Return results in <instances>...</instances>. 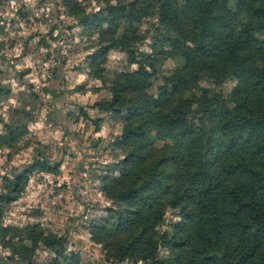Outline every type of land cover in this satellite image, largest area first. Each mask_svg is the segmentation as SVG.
<instances>
[{
	"label": "trees",
	"instance_id": "1",
	"mask_svg": "<svg viewBox=\"0 0 264 264\" xmlns=\"http://www.w3.org/2000/svg\"><path fill=\"white\" fill-rule=\"evenodd\" d=\"M3 152L0 264H264V0H0Z\"/></svg>",
	"mask_w": 264,
	"mask_h": 264
},
{
	"label": "rangeland",
	"instance_id": "2",
	"mask_svg": "<svg viewBox=\"0 0 264 264\" xmlns=\"http://www.w3.org/2000/svg\"><path fill=\"white\" fill-rule=\"evenodd\" d=\"M38 7V6H37ZM37 10H39L38 14L40 15V18L44 16L45 12L44 9H40L38 8ZM42 28L45 29L46 27L44 26V24L42 25ZM31 57H33V54L31 55ZM124 58L122 57V55L120 53L116 54H112V56L109 57L110 60V64H115L116 65L121 61V59ZM29 60L31 61V59L29 58ZM172 65V62H168V66L170 67ZM60 134V133H58ZM57 134V135H58ZM72 146L78 145V142H72L70 143ZM76 149H74L75 151ZM70 158V157H67ZM7 168V165L5 163V152L0 153V172H4L5 169ZM95 195V194H94ZM20 216H15L13 217L12 215H9L8 220H16V218H19ZM54 221V220H53ZM51 222V220H50ZM49 224V223H48ZM63 224H60L58 226H62ZM51 227L54 226V224L50 225ZM81 236V235H80ZM74 241H79V243H77V247H79V249L81 250V253L84 255L85 260L87 261V264H102L101 262V252L100 249L97 246H92L90 245L88 242L86 243V241L84 240V238H76V240ZM75 242V243H76Z\"/></svg>",
	"mask_w": 264,
	"mask_h": 264
}]
</instances>
